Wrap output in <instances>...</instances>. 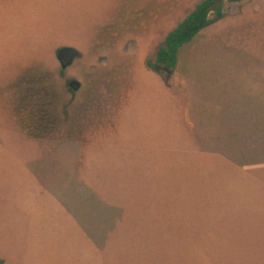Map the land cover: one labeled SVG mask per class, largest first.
<instances>
[{
	"label": "rangeland",
	"instance_id": "obj_1",
	"mask_svg": "<svg viewBox=\"0 0 264 264\" xmlns=\"http://www.w3.org/2000/svg\"><path fill=\"white\" fill-rule=\"evenodd\" d=\"M199 1L0 0L2 264H264L261 186L195 149L170 74L145 66ZM222 10L188 67H264V0ZM38 97L45 137L16 125Z\"/></svg>",
	"mask_w": 264,
	"mask_h": 264
},
{
	"label": "crops",
	"instance_id": "obj_2",
	"mask_svg": "<svg viewBox=\"0 0 264 264\" xmlns=\"http://www.w3.org/2000/svg\"><path fill=\"white\" fill-rule=\"evenodd\" d=\"M168 82L173 87L167 91L184 100L195 149L221 158L248 185L261 186L262 195H251L248 206L264 210V67H188L186 42Z\"/></svg>",
	"mask_w": 264,
	"mask_h": 264
},
{
	"label": "trees",
	"instance_id": "obj_3",
	"mask_svg": "<svg viewBox=\"0 0 264 264\" xmlns=\"http://www.w3.org/2000/svg\"><path fill=\"white\" fill-rule=\"evenodd\" d=\"M225 1L200 0L181 22L166 34L162 43L157 47L153 60L145 62L146 68L157 73L165 83L175 65L177 50L189 42L200 30L223 18L222 4ZM160 70L164 72L163 76L159 74ZM22 105L20 104V109ZM16 123L19 129H30V133L35 136H47L54 128L51 101L40 99V97L37 100L34 99L32 108L26 112V118L18 116ZM0 264H2L1 259Z\"/></svg>",
	"mask_w": 264,
	"mask_h": 264
},
{
	"label": "water",
	"instance_id": "obj_4",
	"mask_svg": "<svg viewBox=\"0 0 264 264\" xmlns=\"http://www.w3.org/2000/svg\"><path fill=\"white\" fill-rule=\"evenodd\" d=\"M76 56V51L70 47H62L55 52V59L59 63L60 69H65ZM66 85L73 91H76L79 88V83L75 80L68 81Z\"/></svg>",
	"mask_w": 264,
	"mask_h": 264
},
{
	"label": "flooded vegetation",
	"instance_id": "obj_5",
	"mask_svg": "<svg viewBox=\"0 0 264 264\" xmlns=\"http://www.w3.org/2000/svg\"><path fill=\"white\" fill-rule=\"evenodd\" d=\"M160 71H162V70H160ZM163 72V71H162Z\"/></svg>",
	"mask_w": 264,
	"mask_h": 264
}]
</instances>
